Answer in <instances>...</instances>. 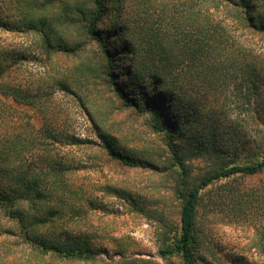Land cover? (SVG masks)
Masks as SVG:
<instances>
[{
  "label": "trees",
  "instance_id": "trees-1",
  "mask_svg": "<svg viewBox=\"0 0 264 264\" xmlns=\"http://www.w3.org/2000/svg\"><path fill=\"white\" fill-rule=\"evenodd\" d=\"M56 1L23 0L16 8L23 21L20 30L40 36L38 50L48 60L51 55L75 52L57 40L53 27L57 19L39 14ZM260 1L189 0L176 29L171 33L155 31V38L142 49L129 39L122 40L118 33L121 28H101L109 14L107 0H88V6L72 10L73 15L82 17L87 34L99 44L109 84L122 107L151 116L153 130L165 136L179 171L183 187L175 190L180 201L179 222L157 238L162 261L179 258L180 264H198L200 209L243 206L240 192L220 183L264 171L263 149L245 156L243 163L221 160L210 172L189 182L183 147L176 141L180 123H194L191 131L195 134L202 132L199 126L203 123L212 138L221 123L216 112L195 106L185 87L188 76L206 84L215 95V103L232 93L236 109L240 108L238 101L241 107L250 106V96L264 84V61L255 49L264 45V0L262 4ZM13 26L0 18V29ZM108 37L119 43L115 52L107 44ZM122 41L125 48H121ZM28 63L43 68L38 55L0 49V99L32 111V120L38 125L36 135L18 132L10 115L15 107L0 104V219L7 224L0 226V264L93 263L103 250L92 245L90 235L67 229L73 221L82 220L88 210L73 205V199L84 200L69 181L78 165L60 154L63 145L80 147L92 141L54 127L53 91L68 93L69 85L65 79L52 76L50 70L28 73L24 66ZM99 138L110 160L128 168L154 170L148 160L121 152L110 137L100 133ZM84 201L91 209L96 208L93 201ZM12 240L16 244H9Z\"/></svg>",
  "mask_w": 264,
  "mask_h": 264
},
{
  "label": "rangeland",
  "instance_id": "rangeland-1",
  "mask_svg": "<svg viewBox=\"0 0 264 264\" xmlns=\"http://www.w3.org/2000/svg\"><path fill=\"white\" fill-rule=\"evenodd\" d=\"M17 2L24 3L0 0V18L16 26L0 29V49L38 55L43 68L28 63L24 65L28 73L35 75L50 70L52 76L65 79L71 91H53L51 106L57 117L54 127L70 136L92 141L80 147L60 148L66 161L78 165L69 177L72 187L96 207L93 210L84 200L73 199L76 208L88 212L67 229L90 235L92 245L103 250L89 264H180L179 258L162 261L157 253V238L167 232V227L178 226L180 201L175 190L183 188L179 171L166 147L165 136L153 130L151 116L122 107L110 86L99 44L87 34L82 17L72 12L75 6H88V0H57L51 8L39 13L46 19H57L53 22L57 40L75 50L70 55H51L50 60L38 50L40 36L20 30L23 21L16 11L21 6ZM188 2L107 0L109 14L101 28H121L122 32H118L121 39H129L133 46L142 49L155 38V31L165 29L171 33L176 29L184 9L189 7ZM106 41L115 52L119 43L110 37ZM121 48H125L124 41ZM255 49L264 61V45ZM186 81L187 94L195 106L216 112L221 121L218 129L211 131L214 138L207 135L209 127L203 123L199 126L202 132L196 134L191 131L194 123L176 126V141L183 147L181 155L186 159L189 182L210 172L221 160L243 163L245 156L264 149V84L250 96V106L241 107L238 101L240 108L236 109L237 100L232 93L215 103V95L206 84L190 76ZM0 104L3 108L4 105L15 107L1 99ZM32 114L21 106L10 110L18 132L36 135L38 125ZM100 133L110 137L121 152L148 160L155 166L154 170L128 168L110 160ZM220 184L240 192L245 201L241 207L200 209L198 229L202 243L198 264L238 261L264 264V171ZM0 226L5 228L7 224L0 219ZM9 244L16 242L12 240Z\"/></svg>",
  "mask_w": 264,
  "mask_h": 264
}]
</instances>
